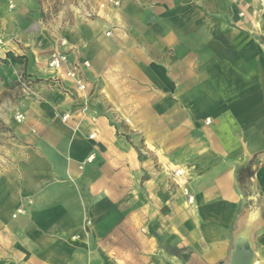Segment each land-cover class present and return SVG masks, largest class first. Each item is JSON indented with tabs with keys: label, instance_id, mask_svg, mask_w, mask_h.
Listing matches in <instances>:
<instances>
[{
	"label": "crops",
	"instance_id": "0c3cea01",
	"mask_svg": "<svg viewBox=\"0 0 264 264\" xmlns=\"http://www.w3.org/2000/svg\"><path fill=\"white\" fill-rule=\"evenodd\" d=\"M102 10L8 20L0 264H229L241 233L264 264V0ZM54 50L80 63L85 112Z\"/></svg>",
	"mask_w": 264,
	"mask_h": 264
},
{
	"label": "rangeland",
	"instance_id": "374dc122",
	"mask_svg": "<svg viewBox=\"0 0 264 264\" xmlns=\"http://www.w3.org/2000/svg\"><path fill=\"white\" fill-rule=\"evenodd\" d=\"M106 0H0V19L5 25L0 29V48H8L11 43H17V38L14 34L8 33L9 29V18L16 13L18 15V20L25 26H30L32 21L26 19H35L39 24L47 22H57V21H69L73 19L74 14L85 13V15H93L100 10L99 14L104 16L101 7V3ZM111 5V4H107ZM112 6V5H111ZM96 9V11H94ZM95 12V13H93ZM91 15V16H92ZM4 95H12L11 92L14 90L8 91L7 89L3 91ZM4 100L0 98V109H5L9 111L11 108L10 104L4 105ZM128 122V120H125ZM12 141L11 131L8 128L6 122L3 121V118L0 116V158H7L10 145ZM1 161V159H0ZM176 169L172 170L175 174ZM184 170L182 169V176ZM177 176V177H179ZM183 190V188H182ZM242 234V233H241ZM243 236V235H242ZM253 249V246H252Z\"/></svg>",
	"mask_w": 264,
	"mask_h": 264
},
{
	"label": "built area",
	"instance_id": "2783aa9c",
	"mask_svg": "<svg viewBox=\"0 0 264 264\" xmlns=\"http://www.w3.org/2000/svg\"><path fill=\"white\" fill-rule=\"evenodd\" d=\"M119 3H120V0H106L105 2L101 3V7H105L107 4H111L112 6H117ZM107 33L109 34V32ZM61 43H64V41H61ZM70 63L71 62L69 60V56L65 51L54 50L51 52V54L49 55L47 59V68L53 74V77L51 78L53 82L60 83L63 77L73 82L76 92L78 93L77 97L79 98V101L82 104L81 111L85 112L88 107L87 106L88 95L86 92V89H87L86 82L79 71L80 63H71V66H69ZM81 64L84 65L85 67L90 66L89 61H83ZM63 68H66V69L63 71V73H60L61 70H63ZM19 81L22 82L25 87H28L30 84V80H27L25 82V78L23 76L20 77ZM17 115L18 116L16 117V119L18 121H21L24 119V116L22 114H17ZM68 117H69L68 114H64L62 116V119L66 120ZM93 136L94 134L89 135L90 138H92ZM92 159H93V155H90L87 158V161L91 162ZM175 174L177 176L181 175L182 169H176ZM183 193L185 194L188 202L193 201V196L190 194V191L186 186L183 187ZM22 212H23L22 207H18L16 211L14 212L13 217H15L17 214H20Z\"/></svg>",
	"mask_w": 264,
	"mask_h": 264
},
{
	"label": "water",
	"instance_id": "95a60500",
	"mask_svg": "<svg viewBox=\"0 0 264 264\" xmlns=\"http://www.w3.org/2000/svg\"><path fill=\"white\" fill-rule=\"evenodd\" d=\"M248 240L242 236L241 234H238L234 241V248L231 253V259L229 264H234V260L236 257V252L239 251L240 248H244L247 251H250L253 254L252 246L247 242Z\"/></svg>",
	"mask_w": 264,
	"mask_h": 264
},
{
	"label": "bare ground",
	"instance_id": "6f19581e",
	"mask_svg": "<svg viewBox=\"0 0 264 264\" xmlns=\"http://www.w3.org/2000/svg\"><path fill=\"white\" fill-rule=\"evenodd\" d=\"M17 116L18 115L16 114L15 118ZM234 264H256L254 261V252L252 254L250 251H247L244 248H240L239 251L236 252Z\"/></svg>",
	"mask_w": 264,
	"mask_h": 264
}]
</instances>
